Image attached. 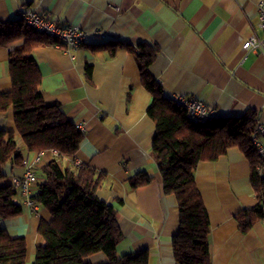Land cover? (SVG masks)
I'll list each match as a JSON object with an SVG mask.
<instances>
[{"label":"crops","instance_id":"0c3cea01","mask_svg":"<svg viewBox=\"0 0 264 264\" xmlns=\"http://www.w3.org/2000/svg\"><path fill=\"white\" fill-rule=\"evenodd\" d=\"M261 0H0V19L20 18L35 9L60 24L86 31L85 42L75 50L46 43L33 49L42 74L40 88L46 103H59L73 122L85 125L76 158L105 172L98 196L118 214L123 237L117 245L122 255L150 250L149 264H176L172 238L179 229L176 198L165 194L152 154L156 128L147 113L153 96L142 84L135 55L119 48L114 56L94 48L104 42L138 45L147 41L159 47L151 73L165 94H184L203 100L215 116L241 115L255 110L264 124V55L245 51L243 43L257 28ZM0 46V89H12L9 51L23 42ZM90 68V72L88 71ZM0 129L16 130L14 109L0 113ZM21 143V140H20ZM38 152L26 153L35 163ZM44 151L38 162V181L28 194L20 191L18 216L0 219L12 236L27 240V264L43 239L42 220L50 221L47 208L31 203L41 179L39 168L54 158ZM62 165L72 164L63 157ZM25 165L8 162L0 186L14 184ZM140 171L151 182L132 187L130 177ZM250 162L237 146L215 160L200 161L195 178L211 222L212 264H264V219L247 232L238 227L236 214L257 203L250 180ZM86 261L102 264L103 252Z\"/></svg>","mask_w":264,"mask_h":264},{"label":"trees","instance_id":"16d2710c","mask_svg":"<svg viewBox=\"0 0 264 264\" xmlns=\"http://www.w3.org/2000/svg\"><path fill=\"white\" fill-rule=\"evenodd\" d=\"M22 38L23 42L9 51L12 89H0V113L13 107L16 124V130L0 129V179L6 175V163L24 165L27 152H59L39 168L38 192L32 197L33 203L51 214L50 221L39 224L43 243L37 246L32 264H92L86 258L97 252L107 257L102 264H149L147 248L117 253L123 237L117 210L97 194L105 172L89 164H75L84 132L66 116L59 103L44 100L42 74L33 49L56 40L27 26L21 18L0 19V46ZM94 48L107 50L110 56L126 48L135 55L142 84L153 96L147 109L156 128L152 154L164 193L174 195L178 204L179 229L172 238L176 264H212L210 215L196 182L195 168L200 161L219 158L230 147L240 148L250 162L257 203L236 214L238 227L247 232L256 221L264 219V160L251 138L257 112L248 109L241 115L194 119L165 94L150 71L160 52L158 46L147 41L138 45L111 41ZM63 157L70 158L72 164L63 166ZM152 179L153 175L140 171L130 177L129 183L138 187ZM18 192L14 184L0 186V219L21 214L22 205L16 201ZM27 253L26 238L12 236L0 224V264H27Z\"/></svg>","mask_w":264,"mask_h":264},{"label":"built area","instance_id":"2783aa9c","mask_svg":"<svg viewBox=\"0 0 264 264\" xmlns=\"http://www.w3.org/2000/svg\"><path fill=\"white\" fill-rule=\"evenodd\" d=\"M259 15L257 28L260 32L255 31L245 40L242 48L245 51H254L264 55V0L258 4ZM20 18L23 22L32 28L43 32L44 34L53 37L56 41V46L67 45L68 50L78 49L86 40V31L76 28L70 24H60L59 22L49 18L47 15L35 10L25 9L21 12ZM171 99L184 107L187 113L194 119L209 120L215 116V110L207 105L203 100L194 97H188L184 94H174ZM75 126L84 132L85 125L82 122L76 123ZM256 150L262 160H264V124L257 120V124L253 134L251 135ZM55 155L59 152L57 149L49 150ZM43 152H39L36 162L41 158ZM35 162V163H36ZM35 163L24 161L25 171L20 177L15 178L14 185L22 194H28L30 186L38 181ZM80 161H76V165H80ZM33 204V202L31 201Z\"/></svg>","mask_w":264,"mask_h":264},{"label":"rangeland","instance_id":"374dc122","mask_svg":"<svg viewBox=\"0 0 264 264\" xmlns=\"http://www.w3.org/2000/svg\"><path fill=\"white\" fill-rule=\"evenodd\" d=\"M55 155V154H54ZM56 156H59V154L58 155H55L54 157H56ZM76 161H77V159H75V164H76ZM82 164V163H81ZM37 173V172H36Z\"/></svg>","mask_w":264,"mask_h":264}]
</instances>
